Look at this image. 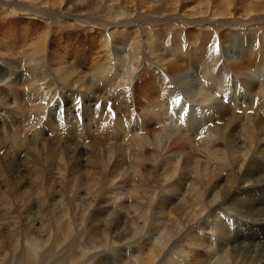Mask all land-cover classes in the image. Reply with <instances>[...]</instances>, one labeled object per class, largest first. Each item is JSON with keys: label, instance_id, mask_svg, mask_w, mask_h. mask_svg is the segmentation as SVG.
<instances>
[{"label": "bare ground", "instance_id": "6f19581e", "mask_svg": "<svg viewBox=\"0 0 264 264\" xmlns=\"http://www.w3.org/2000/svg\"><path fill=\"white\" fill-rule=\"evenodd\" d=\"M23 18L35 21L14 30ZM0 45L15 53L0 51V136L22 132L24 119L4 125L24 112L33 143L47 123L64 131L61 92L75 96L68 128L87 133L107 106L104 128L138 144L131 157L107 146L105 171L91 161L103 175L81 191L66 181L72 147L56 175L39 159L7 162L0 264H264V0H0ZM113 82L124 113L150 117L118 124L111 102L84 104ZM127 168L137 184L124 204Z\"/></svg>", "mask_w": 264, "mask_h": 264}, {"label": "rangeland", "instance_id": "374dc122", "mask_svg": "<svg viewBox=\"0 0 264 264\" xmlns=\"http://www.w3.org/2000/svg\"><path fill=\"white\" fill-rule=\"evenodd\" d=\"M30 21H32V22H34L35 21V19H28V18H23L22 19V23L20 24L19 22H18V24L13 28L14 30H16V29H18L22 24H25V25H27L28 24V22H30ZM37 22H38V24H41V20H36ZM40 21V22H39ZM39 26H42V25H39ZM34 29H35V33H37L38 31H41L42 29H37L36 27H34ZM19 36V35H18ZM205 41V40H204ZM187 42H188V46L190 47V48H194V45H193V42H191V40H189V38L187 37ZM201 43H202V40H201ZM4 49H3V47H2V45H0V51L2 52ZM22 52V50L21 49H17V51L16 52ZM5 52H7V51H3V53H5ZM7 54V55H6ZM5 55V57L6 58H9V56H10V58H14L15 57V53H13L12 55H11V53L10 52H7V53H5L4 54ZM12 56V57H11ZM14 56V57H13ZM87 59H91V58H87ZM84 61H82V63H83ZM84 70H85V67H84ZM86 70H87V68H86ZM166 82H167V80H166ZM168 84H169V81L167 82ZM117 85V82H113V84H112V87L111 88H109V89H100L99 91V94H93L92 93V95H89V96H91V97H89L88 95H86V97H81V98H83L82 99V101H85L84 102V104L86 103V105H88L89 103L88 102H91V100H92V102H96L95 103V105H94V108H95V106L96 105H98V103H100L101 104V102L102 103H104L105 105L107 104V103H109V102H111L112 103V107L114 108V112L112 113L113 114V116H112V119L113 120H115L116 119V117H117V119H118V121H117V119H116V123H118V122H120V123H118V124H121V121L122 122H125L126 120H128V122L127 123H130L131 124V120H132V118H133V116L136 114V115H139L140 117H141V122H142V120L144 119V118H149L150 117V113H149V111H148V108L147 109H145L143 106H139V105H137V104H134L133 106L134 107H132V113L131 114H128L127 112L126 113H124L121 109H120V103H119V101H118V99H117V97H116V95H114L113 93H112V88L114 87V86H116ZM59 86V85H58ZM57 86V87H58ZM101 87H103V86H101ZM56 89H58V88H56ZM27 90L29 91L30 89H29V87L28 88H26V91L25 92H27ZM105 90V91H104ZM24 92V93H25ZM66 93L68 94V92L66 91ZM109 94V95H108ZM3 95H5V94H0V98H2L3 97ZM70 95L68 94V96H64V94H61V92H58L55 96H52L53 97V99H54V107H55V109L53 110V113L55 114V112H57V111H59L60 112V109L62 108V105H65V107H63V114L61 115V120L59 121V123H57L56 125H57V127H62L63 126V124H64V122H65V120H64V117L65 116H67L68 114L69 115H71V110H72V102H70V101H72L71 100V98L73 99V97H75V96H71V98L69 99V100H66V98L67 97H69ZM62 97V98H61ZM108 97V98H107ZM88 98H90V100H88ZM116 98V99H115ZM97 100V101H96ZM103 100V101H102ZM117 100V101H116ZM64 101H66L65 103H64ZM77 101H80L79 99H77ZM105 101V102H104ZM167 101V100H166ZM117 102V103H116ZM99 104V105H100ZM168 101H167V106H168ZM14 106L16 105V108H12V113H16V112H18V111H23V109L24 108H19V105L17 106V103L16 104H13ZM68 105V106H67ZM70 105V106H69ZM114 105V106H113ZM119 106V107H118ZM167 106L165 107V109L167 110L168 108H167ZM169 106H170V104H169ZM24 107V106H23ZM140 107V108H139ZM171 107V106H170ZM169 107V108H170ZM86 109V108H85ZM84 109V110H85ZM107 111H106V110ZM136 109V110H135ZM15 110H16V112H15ZM74 111V110H73ZM86 111H88V108L86 109ZM24 112V111H23ZM6 113V114H5ZM5 113L3 112V116H1V117H5V119H7L8 118V116L9 115H11L10 113H11V110H8V111H5ZM30 113V114H29ZM104 113V114H103ZM107 113V114H106ZM115 113V114H114ZM64 115V116H63ZM115 115V116H114ZM142 115V116H141ZM147 115V116H146ZM81 117H82V120H84V117H86L85 116V113H84V111H83V107H82V114L80 115ZM60 117V116H59ZM58 117V118H59ZM106 118V119H105ZM111 119V117H110V114H109V112H108V107L107 106H105L104 107V109L101 111V116H100V118L98 119L97 118V120H98V122H93V127H92V129H90V128H88V132L87 133H81L80 132V130H76V128H68V126H67V128L66 129H64V131H62V130H60V129H55V127H50V126H46V125H49L48 123L44 126V130H45V134L47 135L46 136V138H47V141L46 142H41V143H38V144H36V143H33V141L35 140V138L33 137V136H31V134L27 131V130H25L26 128V125H27V123H29L32 119H33V117H31V112H24V113H20L19 114V117H14V118H12L13 120H15V121H13L12 119H9L8 120V122H7V124H5L4 125V128H8V124L11 126V125H13V124H18L19 122L21 123V120L20 119H24V121H22V126L24 127L23 129L22 128H20L19 126V128L21 129V131L22 132H16V130H15V125H14V127H11L10 129L11 130H9L8 129V131L6 132V134L3 136V135H1L0 136V170H2V171H0V182H2V177H3V170L6 168V166L7 165H9V164H11L12 162H17L18 160H20L22 163H25L26 162V164L28 163L29 165H32V164H34V163H38V161L40 162V165L41 166H44V167H46L47 168V170H48V172L50 173V175H52L53 173L56 175L58 172H59V169H61L62 168V166H66L67 167V163L69 164V160H70V154H69V151L71 150L70 148L72 147V149L74 148V149H77V151H78V155H77V159H78V161H77V159H75V163H76V167L74 168V167H71L72 169L70 170V169H67V173H66V175H68V176H66V181L69 183V182H71V184L73 183V182H75L74 184H75V189L76 188H78L79 187V191H81V190H83V188H85V185H86V183H88L89 181L88 180H90L91 179V177H94L93 178V181H92V179L90 180L91 182L90 183H88L89 185H94L95 183H94V181H97L98 179H100V177L103 175V173L101 174V172L102 171H105V163H103V162H105V161H107V158H105V157H107V155H108V153L110 154V150L108 149V148H110L111 147V149L112 150H114L115 149V151H118L119 153H122L123 152V154L125 153V151H126V153H125V155L127 156H129L130 154V152L134 155V152H135V148L134 149H131V145L130 144H133L132 145V148L134 147V145H138V144H134L131 140H130V138L129 137H120V134H116V132H118V130L116 129L115 131H113V129H111V128H108V129H105L106 127H109V126H113V125H111L110 123H112L113 124V122L110 120ZM27 121H26V120ZM29 119V120H28ZM54 119V117H52V119L51 120H53ZM122 119V120H121ZM2 120V119H1ZM0 120V121H1ZM20 120V121H19ZM110 120V121H109ZM23 122H25V123H23ZM109 123V124H108ZM62 124V125H61ZM70 124H72V121H70ZM115 125H117V124H115ZM140 125V124H139ZM139 125H137L136 127H138ZM105 127V128H104ZM104 128V129H103ZM14 131V132H13ZM113 131V132H112ZM136 131H138V130H136ZM107 134H106V133ZM142 134H145L146 133V131H140ZM25 133H26V135L27 136H31V137H33V139L30 137V138H27V136L25 135ZM62 133H64V134H62ZM91 133V134H90ZM103 133V134H102ZM105 133V134H104ZM119 133V132H118ZM86 134V135H85ZM95 134V135H94ZM110 134V135H109ZM55 135V136H54ZM81 135H83L84 137L82 138L81 137ZM9 136V137H8ZM55 138H54V137ZM114 136V137H113ZM2 137V138H1ZM4 137H5V139H4ZM12 139H11V138ZM14 137V138H13ZM20 137V138H19ZM75 137V138H74ZM87 137V138H86ZM92 137H95V138H92ZM97 137V138H96ZM77 138V139H76ZM108 138V139H107ZM112 138V139H111ZM116 140H115V139ZM19 139V140H18ZM32 139V140H31ZM49 139V140H48ZM110 139V140H109ZM124 139H126V140H124ZM31 140V141H30ZM63 140V141H62ZM71 142H70V141ZM105 140V141H104ZM128 140V141H127ZM17 141V144L16 145H13V144H15V142ZM21 141V142H20ZM62 141V142H61ZM121 141V142H120ZM64 142V143H63ZM74 142V143H73ZM19 143V144H18ZM22 143V144H21ZM47 143V144H46ZM62 143H63V145H62ZM76 143L78 144V145H76ZM126 143V144H125ZM129 143V144H128ZM41 144H44V145H41ZM90 144V145H89ZM100 145V147H99V145ZM49 145L50 146H52V147H49ZM54 145V146H53ZM83 145V146H82ZM86 145H88V146H86ZM98 145V146H97ZM106 145V146H105ZM114 145H116V146H114ZM124 145V146H123ZM37 148H36V147ZM59 146V147H58ZM77 146H78V148H77ZM81 147V149H80V147ZM107 146H108V148H107ZM135 146V147H136ZM16 147V148H15ZM43 147H45V148H43ZM49 147V149H47V148ZM55 147V148H54ZM67 147V148H66ZM69 147V148H68ZM89 147V148H88ZM104 147V148H103ZM106 147V148H105ZM115 147V148H114ZM117 147V148H116ZM7 148V149H6ZM15 148V149H14ZM30 148V149H29ZM36 148V149H35ZM44 149V151H43V149ZM66 150H65V149ZM92 148H93V150H92ZM101 148V149H100ZM102 148H103V150H102ZM9 149V150H8ZM17 149V150H16ZM28 149V150H27ZM35 149V150H34ZM46 149V150H45ZM58 149V150H57ZM92 151H91V150ZM98 149V150H97ZM105 149V150H104ZM118 149H120V150H122L121 152L118 150ZM12 150V151H11ZM14 150H16V151H14ZM49 150V151H48ZM52 150V151H51ZM53 150H54V152H53ZM83 150H84V152H83ZM88 150V151H87ZM95 150V151H94ZM21 151V152H20ZM38 151L40 152V153H38ZM80 151V152H79ZM87 151V153H86V155H85V152ZM93 151H94V153H93ZM109 151V152H108ZM36 152V153H35ZM46 152H51V153H49L50 155H48V153H46ZM62 152V153H61ZM102 152H103V154H102ZM10 153V154H9ZM15 153V154H14ZM32 153V154H31ZM33 153H35V154H39L38 155V157H37V155H35V154H33ZM43 153V154H42ZM53 153H54V155H53ZM68 153V154H67ZM97 153V154H96ZM106 153H107V155H106ZM13 154V155H12ZM29 154V155H28ZM44 157V159L42 158V156ZM62 154V155H61ZM87 154H90L91 156H87ZM131 154V155H132ZM10 155V156H9ZM60 155V156H59ZM64 155V156H63ZM66 155H69V156H66ZM81 155V156H80ZM92 155L93 156H95L96 158H94V157H92ZM100 155V156H99ZM104 156V158L106 159V160H103V156ZM131 155H130V157H131ZM35 157V158H33V157ZM41 156V157H40ZM49 156H52L51 158L49 157ZM54 156H56L55 158H54ZM58 156V157H57ZM91 157V160L90 159H88L87 157ZM135 156V155H134ZM133 156V157H134ZM23 157H24V159H23ZM28 157V158H27ZM47 157V158H46ZM50 158V160H49V158ZM60 157V158H59ZM84 157H85V159H84ZM98 157V158H97ZM100 157H101V159H100ZM132 157V158H133ZM31 158V159H30ZM68 158H69V160H68ZM87 158V159H86ZM135 158V157H134ZM27 159V160H26ZM39 159V160H38ZM51 159L53 160V161H51ZM58 160V162H57V160ZM62 159V160H61ZM96 159H98V161H96ZM102 161L103 160V162H101L100 160ZM17 160V161H16ZM24 160H26V161H24ZM28 160H30L29 162H28ZM32 160H34V161H32ZM38 160V161H37ZM44 160V161H43ZM55 160V161H54ZM72 160V159H71ZM24 161V162H23ZM48 161V162H47ZM50 161L51 162H53V163H50ZM84 161V162H83ZM91 161H93L92 163L95 165V167L96 168H100L101 166L100 165H102V167L104 168V170H103V168L101 167L100 169H102V171L101 170H96L95 168H94V166L91 164ZM134 161V159H130V162L132 163ZM7 162H9V164L7 163ZM87 162H88V164H87ZM98 162V163H97ZM129 162V163H130ZM4 163V164H3ZM43 163V164H42ZM56 163H58V165L56 164ZM63 163V164H62ZM82 163V164H81ZM96 163V164H95ZM102 163V164H101ZM128 162H127V164L128 165H125V166H131L130 164H129ZM3 166H2V165ZM6 164V165H5ZM27 164V165H28ZM46 164H47V166H46ZM48 164H50L51 165V169L49 168L50 167V165L48 166ZM55 164V166H52V165H54ZM60 164H61V168H59L58 169V167H60ZM79 164H80V166H79ZM98 164V165H97ZM104 164V165H103ZM57 165V166H56ZM91 165V166H90ZM97 165V166H96ZM79 166V167H78ZM100 166V167H99ZM55 168V167H57V171H55V169H53L52 170V168ZM86 167V168H85ZM91 167V168H90ZM77 168V170H75ZM81 168V169H80ZM93 168V169H92ZM82 170V169H84L83 171H85V174H84V172H82V171H80V170ZM86 169H89V170H86ZM90 169H92V172H91V170ZM97 172H95V171ZM53 171V172H52ZM56 173H55V172ZM61 171H64L63 169L61 170ZM95 173H94V172ZM132 171V169L131 170H128V168H127V170H123L122 171V169L119 171V172H121V173H123L122 175H123V178H122V181H121V177L120 178H118V179H120L119 180V182H121V185H120V190L122 191L121 193L122 194H120L119 196L121 197V198H118V199H122V200H125V201H123V203L125 204V203H127L128 201H127V198L128 197H130V192H131V190L133 189V187L137 184L136 182L137 181H135L136 180V177L135 176H133V175H131V174H133V173H130ZM52 172V173H51ZM74 172H76V173H74ZM78 172V173H77ZM82 173V175H81V173ZM86 172H87V174H86ZM91 173V174H90ZM124 173H126V175L124 174ZM71 174V175H70ZM77 174V175H76ZM78 174H80V175H78ZM89 175H93V176H90V179H88L89 178ZM94 175H97V177L99 176V175H101V176H99L98 177V179H96V176H94ZM126 176V178H125V176ZM78 176H80V177H78ZM86 176V177H85ZM131 176L133 177V178H135V180L133 181L132 180V178H131ZM58 177V176H57ZM68 177H71V178H69L68 179ZM88 177V178H87ZM79 178H81V180H79ZM127 180V179H131L132 180V182L130 181V180H128V181H126L125 179ZM74 179H75V181H74ZM84 179V180H83ZM85 179H88V180H86V182H85ZM123 180H125L124 182H123ZM73 181V182H72ZM83 181H84V183H83ZM129 181L131 182V184L129 183ZM128 182V183H127ZM78 183V184H77ZM93 183V184H92ZM126 184V185H125ZM128 184H130V185H132V186H130V185H128ZM135 184V185H134ZM81 185H82V187H81ZM3 187H5L4 185H2V184H0V203L1 202H3V199H4V197H6V194H7V192H6V187L5 188H3ZM29 187V186H28ZM86 187H87V185H86ZM128 187V188H127ZM81 188V189H80ZM4 189V190H3ZM5 193H4V192ZM127 191V192H126ZM128 193V194H127ZM124 198V199H123ZM1 205H2V203H1ZM3 206V205H2ZM1 206V207H2ZM125 216V218H126V215H124Z\"/></svg>", "mask_w": 264, "mask_h": 264}]
</instances>
